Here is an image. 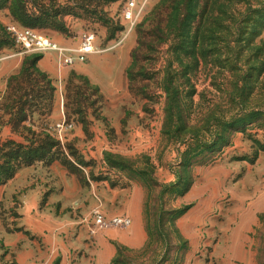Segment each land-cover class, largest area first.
<instances>
[{"label": "rangeland", "instance_id": "obj_1", "mask_svg": "<svg viewBox=\"0 0 264 264\" xmlns=\"http://www.w3.org/2000/svg\"><path fill=\"white\" fill-rule=\"evenodd\" d=\"M15 4L30 19L0 4V164L41 133L59 160L0 185V264H264V0H136L131 20L126 0ZM12 23L63 47L92 33L96 50L27 54ZM33 57L52 110L12 128L7 80ZM132 224L140 248L116 240Z\"/></svg>", "mask_w": 264, "mask_h": 264}, {"label": "trees", "instance_id": "obj_2", "mask_svg": "<svg viewBox=\"0 0 264 264\" xmlns=\"http://www.w3.org/2000/svg\"><path fill=\"white\" fill-rule=\"evenodd\" d=\"M15 1L0 0V4H2V7L9 6V12L16 21H28L30 16L27 11L20 4H15ZM189 1L193 3L194 0ZM191 10H193L192 7L190 10H186L184 17ZM254 18L259 26L264 27V9L255 11ZM137 50L139 49H136L134 54ZM39 59L41 58L33 57L27 63V67L22 68L17 75H12L7 80V90L15 92L7 96L13 99L12 104L14 109H16L14 117L11 120L12 128L17 127L18 123L27 122L29 116L36 112L44 118L48 117L51 113L55 88L52 81L36 68ZM20 80L25 85V89L19 88V86L16 88ZM18 91L20 93L16 94ZM18 106H20L19 109ZM26 142L28 143L26 145L15 143L14 141H8L3 144L9 151L4 154L5 161L0 164V185L11 179L14 173L21 167L31 166L34 162L52 163L59 160V157H57L59 154L52 151L57 145L48 133H41L37 139L27 140Z\"/></svg>", "mask_w": 264, "mask_h": 264}, {"label": "built area", "instance_id": "obj_3", "mask_svg": "<svg viewBox=\"0 0 264 264\" xmlns=\"http://www.w3.org/2000/svg\"><path fill=\"white\" fill-rule=\"evenodd\" d=\"M135 5L136 0H126L124 13L126 20L132 19ZM7 32L24 53L55 55L58 63L65 66L84 63L96 50V40L92 33L84 35L76 47H63L41 32L14 23L7 26ZM95 221L100 225L105 222L99 211H96ZM130 223L131 220L127 217H114L109 221L110 225L117 227H127Z\"/></svg>", "mask_w": 264, "mask_h": 264}, {"label": "crops", "instance_id": "obj_4", "mask_svg": "<svg viewBox=\"0 0 264 264\" xmlns=\"http://www.w3.org/2000/svg\"><path fill=\"white\" fill-rule=\"evenodd\" d=\"M93 55V54H92ZM43 62V59L40 61V63ZM43 64V63H42ZM46 66V65H45ZM125 232L128 237H131L128 241H122L119 240L116 236V240L120 242L123 245H126L130 248H140L144 245L146 241L145 233L143 228L139 227V234L137 236H133V224L131 227L125 229ZM133 237V238H132Z\"/></svg>", "mask_w": 264, "mask_h": 264}]
</instances>
